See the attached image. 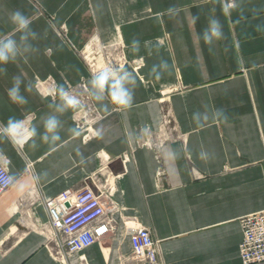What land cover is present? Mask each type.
<instances>
[{
  "label": "crops",
  "instance_id": "0c3cea01",
  "mask_svg": "<svg viewBox=\"0 0 264 264\" xmlns=\"http://www.w3.org/2000/svg\"><path fill=\"white\" fill-rule=\"evenodd\" d=\"M221 4L0 0V36L19 38L9 21L19 10L31 19L37 33L31 43L39 49L3 66L0 125L10 116L27 117L43 132L42 118L59 102L57 85L89 94L93 74L79 50L91 36L104 43L122 40L128 60L122 68L137 81L130 109L109 105V114L90 97L96 118L65 112L60 117L64 144L55 150L38 138L35 149L0 143L7 157L0 163L16 177L0 192V264H139L127 261L130 229L138 224L148 226L158 241V260L151 264H240V218L264 209V0H235L229 15ZM170 6L177 9L174 15ZM213 17L223 38L208 45L202 32ZM134 39L140 42L136 53ZM161 59L170 67L156 79L150 70ZM136 60L138 66L131 63ZM17 75L27 98L22 105L7 94ZM165 108L171 110L167 122ZM217 109L226 120H209L203 127L192 120L194 112ZM72 127L81 128L79 138L70 137ZM168 146L179 154L178 177L163 156ZM201 150L207 160L199 158ZM93 181L109 191L114 228L59 258L39 226L48 218L43 197Z\"/></svg>",
  "mask_w": 264,
  "mask_h": 264
},
{
  "label": "clouds",
  "instance_id": "9594fccd",
  "mask_svg": "<svg viewBox=\"0 0 264 264\" xmlns=\"http://www.w3.org/2000/svg\"><path fill=\"white\" fill-rule=\"evenodd\" d=\"M222 12L224 15H229L231 9L235 7L229 0H222ZM177 9L174 6H170L168 13L174 15ZM159 15V14H158ZM198 20L197 16H193L192 23L195 24ZM9 21L14 25L15 32L19 33V38H15L13 35L0 36V73L7 72L6 66L11 62H15L18 57L27 58V54L38 52L31 41L37 39V33L31 28V19L23 12L16 10L9 14ZM223 38V30L220 21L217 18H210L207 27L202 32L203 41L211 45L214 41ZM140 42L138 39H134L131 42V50L136 53L139 52ZM169 64L166 60L161 59L158 64H154L150 70V75L156 79H160L162 75L169 71ZM23 80L20 75L13 77V84L8 89V97L15 104H26L27 98L21 93V84ZM136 77L133 72L126 68H116L112 66H106L93 74L89 81V95L97 102L103 111L110 114L109 105L114 106L117 109H130L134 102V94L136 87ZM25 90L30 91L31 85H26ZM56 95L59 98V102L50 107L52 112L42 118L43 132H40L35 124L27 117L24 119H18L15 116H10L6 123L0 125V143H8L13 148L22 147L25 145L35 149L37 145V138L49 145L50 150H55L59 146L64 144L60 133L63 129V122L61 116L70 110H79L81 108V102L79 98L71 94L63 85H57ZM107 101V102H105ZM223 117L224 120L227 117L220 109L215 110L212 113L207 111L194 112L192 114L193 122L203 127L206 122L213 119H219ZM144 133H148V128H144ZM69 134L72 139L79 138L82 135V130L79 127H72L69 129ZM103 129L98 128L96 130V136L98 138L103 137ZM83 156V154H80ZM164 159L169 163V171L171 174L178 177V169L175 168V161L179 158L177 150L170 146L163 149ZM0 157H6V153L0 150ZM199 158L207 160L208 154L206 151L201 150ZM8 182L14 184L16 177L14 175L8 176Z\"/></svg>",
  "mask_w": 264,
  "mask_h": 264
},
{
  "label": "built area",
  "instance_id": "2783aa9c",
  "mask_svg": "<svg viewBox=\"0 0 264 264\" xmlns=\"http://www.w3.org/2000/svg\"><path fill=\"white\" fill-rule=\"evenodd\" d=\"M229 2L234 4L235 0ZM164 119L169 120L165 115ZM9 175L6 166L0 163V192L11 185ZM43 203L48 218L39 222V226L59 258L83 250L114 228L112 212L115 205L109 191L95 181L92 186L79 190L64 189L43 197ZM240 225V264H264V209L245 214L240 218ZM129 239L131 252L127 261L139 264L157 262L158 241L152 237L148 226L138 224L131 227Z\"/></svg>",
  "mask_w": 264,
  "mask_h": 264
},
{
  "label": "rangeland",
  "instance_id": "374dc122",
  "mask_svg": "<svg viewBox=\"0 0 264 264\" xmlns=\"http://www.w3.org/2000/svg\"><path fill=\"white\" fill-rule=\"evenodd\" d=\"M60 31H63L62 28ZM79 52L91 74L96 73L98 70L106 66L122 68L126 63H128L124 54V45L122 40H112L108 43H104L99 37L91 36ZM131 63L134 64V66H138L139 62L136 60ZM79 85L85 86L83 81H81ZM73 95L77 96L81 102V108L75 112V116L77 118L82 120L84 117L96 118L98 116L87 92L83 91L78 94L73 92ZM164 112L166 118H170V108H165Z\"/></svg>",
  "mask_w": 264,
  "mask_h": 264
}]
</instances>
